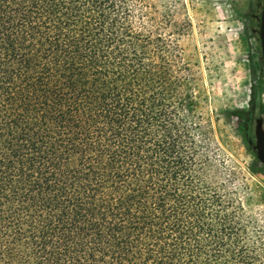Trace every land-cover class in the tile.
<instances>
[{
    "label": "trees",
    "instance_id": "obj_1",
    "mask_svg": "<svg viewBox=\"0 0 264 264\" xmlns=\"http://www.w3.org/2000/svg\"><path fill=\"white\" fill-rule=\"evenodd\" d=\"M185 6L0 0V264H264V216L190 84Z\"/></svg>",
    "mask_w": 264,
    "mask_h": 264
},
{
    "label": "rangeland",
    "instance_id": "obj_2",
    "mask_svg": "<svg viewBox=\"0 0 264 264\" xmlns=\"http://www.w3.org/2000/svg\"><path fill=\"white\" fill-rule=\"evenodd\" d=\"M189 20L180 43L190 65V82L202 90L200 111L223 172L234 171L239 199L264 216V69L260 40L263 0H185ZM247 110V136L243 117ZM245 126V125H244ZM247 140V141H246ZM256 161L255 171L250 170ZM224 178V176L222 177Z\"/></svg>",
    "mask_w": 264,
    "mask_h": 264
},
{
    "label": "water",
    "instance_id": "obj_3",
    "mask_svg": "<svg viewBox=\"0 0 264 264\" xmlns=\"http://www.w3.org/2000/svg\"><path fill=\"white\" fill-rule=\"evenodd\" d=\"M260 40L262 47L263 69H264V0H263V7H262L261 19H260Z\"/></svg>",
    "mask_w": 264,
    "mask_h": 264
}]
</instances>
